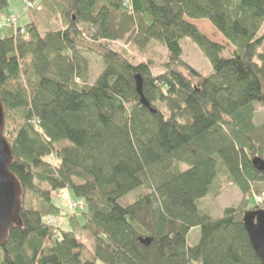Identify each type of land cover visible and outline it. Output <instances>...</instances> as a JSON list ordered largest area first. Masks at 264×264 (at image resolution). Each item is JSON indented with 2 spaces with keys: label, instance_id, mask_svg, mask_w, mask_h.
<instances>
[{
  "label": "trees",
  "instance_id": "obj_1",
  "mask_svg": "<svg viewBox=\"0 0 264 264\" xmlns=\"http://www.w3.org/2000/svg\"><path fill=\"white\" fill-rule=\"evenodd\" d=\"M9 1L0 0V14ZM24 2L62 25L42 36L29 24L0 38L4 137L22 189L20 225L0 248V264H260L243 213L227 208L213 219L197 202L220 174L243 196L252 183L264 184L251 165L264 157V122L254 124L255 105L264 108V0ZM188 20L208 21L232 53L224 56ZM185 38L208 60V76L182 61ZM119 41L161 44L163 72L154 76L149 64L107 47ZM81 53L103 63L91 85ZM137 75L149 108L139 102ZM139 188L146 193L119 204ZM63 190L84 211L56 230L46 220L59 215L51 194ZM26 196L38 205L27 207ZM194 229L199 236L189 246ZM82 232L93 249L77 238Z\"/></svg>",
  "mask_w": 264,
  "mask_h": 264
},
{
  "label": "rangeland",
  "instance_id": "obj_2",
  "mask_svg": "<svg viewBox=\"0 0 264 264\" xmlns=\"http://www.w3.org/2000/svg\"><path fill=\"white\" fill-rule=\"evenodd\" d=\"M13 18L15 25H10V19ZM189 23L194 25L204 36L210 41L221 45L223 55L228 56L232 53L233 48L227 44V42L220 36V34L212 27V25L206 20H188ZM29 24H34L40 34L43 36L46 32L61 28V21L58 16H53L46 9L41 12L33 10H27L24 0H10L8 7L0 14V38H3L8 30L15 31V28H24ZM81 31L86 33V27L81 26ZM264 32V23L260 29L259 34ZM107 47L115 52L122 54L128 61L133 64L146 63L151 66V73L156 76L163 72L162 65L167 58V52L165 48L157 43L150 42L145 48L139 49L129 41H119L107 44ZM180 47L182 50V61L194 69L202 76H208L211 73V67L208 60L204 57L202 51L190 40L182 39L180 41ZM87 60V77L86 83L93 84L96 78L99 76L103 69L102 61L94 55L81 53ZM79 84L80 81L76 80ZM264 122V108L260 105H255L254 124L261 126ZM264 160V157H262ZM50 163L53 165L55 158H49ZM186 166L182 165V170H185ZM42 190H47L46 185L40 186ZM145 192L144 189H137L126 197L119 200V204L123 207L131 205L135 200L142 196ZM262 197L261 203H257L256 198ZM22 200V199H21ZM78 202L68 190L58 191L51 194V203L59 210V215L52 216L47 220H51L49 226L57 229H68L67 224L70 217H80V214L84 211L83 208L72 210L68 206L67 201ZM25 205L36 207L38 205V199L34 196H26L24 198ZM22 205V204H21ZM264 206V184L261 181H257L250 185V193L247 196H243L239 189L232 184L224 174H220L215 183L211 186L209 194L197 202V208L201 214L210 216L213 219H219L222 217L223 211L227 208L236 209L240 213L253 210L256 208H263ZM243 215V214H242ZM78 217V218H79ZM46 220V222H47ZM199 236V230H191L187 236V244L192 246L196 243ZM81 243L89 250L93 249V241L91 236L82 232L77 237ZM48 243V242H47ZM46 243V245H47ZM1 260V253H0ZM1 262V261H0Z\"/></svg>",
  "mask_w": 264,
  "mask_h": 264
},
{
  "label": "water",
  "instance_id": "obj_3",
  "mask_svg": "<svg viewBox=\"0 0 264 264\" xmlns=\"http://www.w3.org/2000/svg\"><path fill=\"white\" fill-rule=\"evenodd\" d=\"M135 88L140 104L149 108L142 94V79L139 75L135 76ZM4 125V110L0 102V248L5 246L10 230L20 225L18 215L22 204V189L10 171L13 157L4 137ZM251 165L256 172L264 174L262 158H252ZM242 224L257 260L264 264V210L246 211L242 216ZM140 243L148 244L149 241L141 240Z\"/></svg>",
  "mask_w": 264,
  "mask_h": 264
},
{
  "label": "built area",
  "instance_id": "obj_4",
  "mask_svg": "<svg viewBox=\"0 0 264 264\" xmlns=\"http://www.w3.org/2000/svg\"><path fill=\"white\" fill-rule=\"evenodd\" d=\"M26 9L27 10H33V11H36V12H39L40 11V8L37 6L36 2H34V3H26ZM14 21L15 20L13 18H11L9 24L10 25H15V22ZM52 157L53 156H51L50 158H52ZM256 201H257V203H261L262 197L261 196H258L256 198ZM67 204H68V206H70V208L72 210H77L78 208H81L83 206L81 201L72 202L71 200H68L67 201ZM50 223H51V220H47L46 224L47 225H50Z\"/></svg>",
  "mask_w": 264,
  "mask_h": 264
}]
</instances>
